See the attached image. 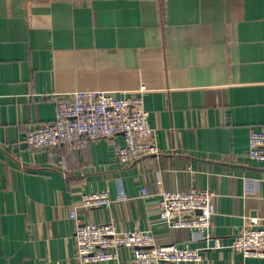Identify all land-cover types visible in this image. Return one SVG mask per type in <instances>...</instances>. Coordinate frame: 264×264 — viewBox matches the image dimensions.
Here are the masks:
<instances>
[{"label": "crops", "instance_id": "obj_1", "mask_svg": "<svg viewBox=\"0 0 264 264\" xmlns=\"http://www.w3.org/2000/svg\"><path fill=\"white\" fill-rule=\"evenodd\" d=\"M79 90L141 96L159 154L124 167L120 136L28 149L25 133L55 119L47 95ZM251 129H264V0H0V264H79L73 210L199 249L202 264H264L229 248L264 219ZM190 189L216 194L208 233L159 219V192ZM98 192L109 207L79 209Z\"/></svg>", "mask_w": 264, "mask_h": 264}, {"label": "built area", "instance_id": "obj_2", "mask_svg": "<svg viewBox=\"0 0 264 264\" xmlns=\"http://www.w3.org/2000/svg\"><path fill=\"white\" fill-rule=\"evenodd\" d=\"M56 106L55 119L48 124L28 130L22 143L31 150L66 146L84 150L97 140L122 138L115 150V159L124 167L157 156L154 131L148 123L141 96L126 97L106 91L79 90L68 95H47ZM248 158L264 163V129H251L248 138ZM142 195L146 196L145 189ZM159 219L170 229H189L196 235L208 233L216 213V194L208 189L161 191L158 193ZM107 193H89L82 197L79 209L109 207ZM75 222L73 235L75 259L79 264H202L199 249L187 244H157L153 236L141 231H119L111 223L87 224L77 211L70 213ZM208 234H206V238ZM222 246L214 241L213 249ZM229 248L243 258L264 259V219L249 220ZM120 249L132 250L129 259L119 258Z\"/></svg>", "mask_w": 264, "mask_h": 264}]
</instances>
